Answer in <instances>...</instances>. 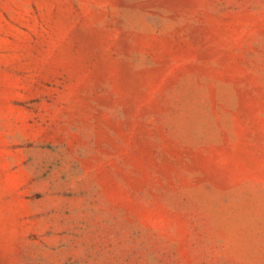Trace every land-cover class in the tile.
Returning <instances> with one entry per match:
<instances>
[{
  "label": "rangeland",
  "instance_id": "374dc122",
  "mask_svg": "<svg viewBox=\"0 0 264 264\" xmlns=\"http://www.w3.org/2000/svg\"><path fill=\"white\" fill-rule=\"evenodd\" d=\"M0 264H264V0H0Z\"/></svg>",
  "mask_w": 264,
  "mask_h": 264
}]
</instances>
